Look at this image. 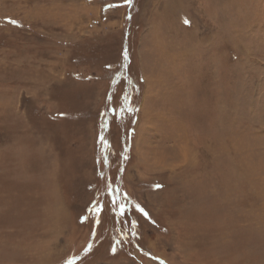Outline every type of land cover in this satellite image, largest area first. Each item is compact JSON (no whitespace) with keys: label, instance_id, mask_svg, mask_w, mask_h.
I'll return each instance as SVG.
<instances>
[{"label":"rangeland","instance_id":"374dc122","mask_svg":"<svg viewBox=\"0 0 264 264\" xmlns=\"http://www.w3.org/2000/svg\"><path fill=\"white\" fill-rule=\"evenodd\" d=\"M0 264H264V0H0Z\"/></svg>","mask_w":264,"mask_h":264},{"label":"trees","instance_id":"16d2710c","mask_svg":"<svg viewBox=\"0 0 264 264\" xmlns=\"http://www.w3.org/2000/svg\"><path fill=\"white\" fill-rule=\"evenodd\" d=\"M122 61H123V64H122V69H121V71L119 72V73H121L122 75L121 76H123V74L126 76V74L128 73V70H126L127 69V61H128V54H126V52H125V49H123V51H122ZM126 78H127V76H126ZM106 144V143H105ZM122 159V158H121ZM106 161V157H104V162ZM110 163V162H109ZM109 163H106V164H109ZM105 164V165H106ZM107 166V165H106ZM111 188L112 187H110V189H108V191H106L105 193H109L110 194V196H111V194H112V192L113 191H111ZM104 193V194H105ZM115 193L113 192V196H112V198H115V195H114ZM118 202H121V201H118ZM123 202V201H122ZM102 207V204L101 203H99L98 204V210L97 211H99V208H101ZM122 208L123 207H121V211H122Z\"/></svg>","mask_w":264,"mask_h":264},{"label":"snow or ice","instance_id":"6c2138e0","mask_svg":"<svg viewBox=\"0 0 264 264\" xmlns=\"http://www.w3.org/2000/svg\"><path fill=\"white\" fill-rule=\"evenodd\" d=\"M124 2H125L126 4H129V5L132 4V0H124ZM11 23L15 24L16 21H11Z\"/></svg>","mask_w":264,"mask_h":264}]
</instances>
